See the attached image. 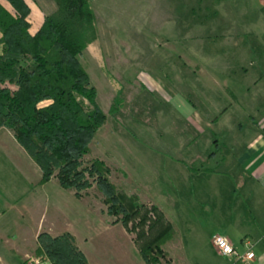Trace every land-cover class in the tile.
Masks as SVG:
<instances>
[{
  "label": "rangeland",
  "instance_id": "rangeland-1",
  "mask_svg": "<svg viewBox=\"0 0 264 264\" xmlns=\"http://www.w3.org/2000/svg\"><path fill=\"white\" fill-rule=\"evenodd\" d=\"M27 1L33 8L29 19L34 23L56 10L53 0ZM222 1L92 0L98 37L80 59L97 89V101L107 114L85 159L104 160L112 168V181L122 191L161 203L174 218L188 254L195 242L192 230L205 231L201 220L191 223L188 218H204L208 229L194 246L200 243L211 260L224 262L213 245L219 233L212 236L221 210L218 196L208 190V175L195 177L190 169L200 164L199 158L209 157L212 140L223 137L218 135V125L208 126L206 121L196 125L192 120L218 115L224 80L218 78L222 69L211 62L224 55L223 48L218 39L200 41L191 48L185 46V41L178 45L167 41L174 33L172 24L191 22L198 29V25L216 22L214 10ZM181 28H177V34L184 31ZM232 51L227 54H234ZM191 53L201 60L188 61ZM258 53L264 55V48ZM205 66L210 71H202ZM121 91L123 103L112 114L111 105ZM16 169V160L6 151L0 152V264H26L11 250L13 241H17L10 236L15 228L30 224L28 218H21L26 202L15 197L14 187L26 182ZM87 190L95 208L106 211L107 206L93 196L99 192L95 184L82 193ZM94 218L97 224L101 222L98 218L114 219L101 212ZM112 230L128 231L123 225ZM109 252L112 257L118 254ZM32 255L46 256L55 264L45 252L36 250Z\"/></svg>",
  "mask_w": 264,
  "mask_h": 264
},
{
  "label": "crops",
  "instance_id": "crops-1",
  "mask_svg": "<svg viewBox=\"0 0 264 264\" xmlns=\"http://www.w3.org/2000/svg\"><path fill=\"white\" fill-rule=\"evenodd\" d=\"M30 8L33 11L31 5ZM192 11L194 14L195 11ZM214 11L218 15L216 22L198 25V29H194L191 22L184 25L172 24L174 33L168 36L167 41L176 45L185 41V46L191 48L206 40L218 39L223 48L224 55H219L211 62L217 63L218 68L222 69V72H218V78L224 80L218 115H207L205 120L197 116L192 120L196 125L206 121L208 126L220 127V133L217 134L223 137L217 140L224 159L219 170L194 172V175H208V190L214 192L219 199L221 210L212 236L215 233L227 236L241 251L245 250L243 239H250L256 254L255 264H264V55L258 53L260 48H264V0H223ZM29 21L30 32L34 34L44 20H37L35 23L30 19ZM180 26L184 27L181 28L184 31L177 34L176 30ZM229 50H233L234 54H227ZM190 57L188 61L194 63L201 60L192 53ZM209 69V66L202 67V71H210ZM212 70L214 71V67ZM214 73L216 74L215 71ZM213 142L210 143L211 148ZM2 151L16 160V172L26 180L19 188L14 187V191H17L16 198L26 202L23 205L26 211L21 218H28L30 224H19L15 233L9 234L17 240L13 241L11 250L22 262H26L27 255L36 252L41 233L56 237L69 232L75 236L76 243L89 264H147L132 233L112 230L113 227L122 225L120 222L113 223V218H98L101 222L97 224V218L94 217L99 212H105L103 208H95V203L89 198L92 194L88 190L78 197L75 190L63 187L55 178L41 183L40 166L7 128L0 129V152ZM207 159L208 157H203L199 161ZM124 172L126 173L125 170ZM93 196L103 203L101 193L96 192ZM140 199L145 203L157 204L176 229L175 236L164 245L170 264H241L230 262L219 253L224 262L219 258L211 260L200 243L197 247L194 246L208 229L204 218H188L191 223L195 220L200 223L201 220L205 230H192L195 242L188 254L180 230L167 209L150 197ZM120 237L121 242L118 241ZM109 251H116L118 254L112 257Z\"/></svg>",
  "mask_w": 264,
  "mask_h": 264
},
{
  "label": "trees",
  "instance_id": "trees-1",
  "mask_svg": "<svg viewBox=\"0 0 264 264\" xmlns=\"http://www.w3.org/2000/svg\"><path fill=\"white\" fill-rule=\"evenodd\" d=\"M0 0V129H9L42 170L41 183L52 178L78 197L94 184L114 217L134 235L147 264H170L164 245L176 229L157 205L119 189L104 160H86L107 114L80 57L98 37L92 0H53L38 31L30 32L26 0ZM121 91L110 113L119 111ZM216 139L206 161L193 172H215L224 156ZM87 162H84V161ZM37 252L55 264H89L73 234L41 233Z\"/></svg>",
  "mask_w": 264,
  "mask_h": 264
},
{
  "label": "built area",
  "instance_id": "built-area-1",
  "mask_svg": "<svg viewBox=\"0 0 264 264\" xmlns=\"http://www.w3.org/2000/svg\"><path fill=\"white\" fill-rule=\"evenodd\" d=\"M213 243L218 253L226 260L233 263L241 264H255L256 254L252 249V242L250 239H243L242 243L245 246V250H239L227 236L219 233L213 238ZM27 264H53L46 256L32 255L27 256Z\"/></svg>",
  "mask_w": 264,
  "mask_h": 264
}]
</instances>
